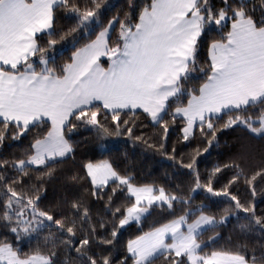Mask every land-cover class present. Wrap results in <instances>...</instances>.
Segmentation results:
<instances>
[{
    "label": "snow or ice",
    "instance_id": "snow-or-ice-1",
    "mask_svg": "<svg viewBox=\"0 0 264 264\" xmlns=\"http://www.w3.org/2000/svg\"><path fill=\"white\" fill-rule=\"evenodd\" d=\"M114 7L0 0V147L28 140L0 152V264H264V0H126L108 15ZM65 43L72 51L58 63ZM145 122L158 135H137ZM237 131L227 158L202 175V155ZM84 132L140 142L186 169L187 185L86 159L67 175L77 192L46 203ZM199 193L225 206L192 207ZM157 208L167 216L144 230ZM232 218L239 231L209 248L202 236L211 231L216 245ZM132 223L139 233L120 252Z\"/></svg>",
    "mask_w": 264,
    "mask_h": 264
},
{
    "label": "trees",
    "instance_id": "trees-1",
    "mask_svg": "<svg viewBox=\"0 0 264 264\" xmlns=\"http://www.w3.org/2000/svg\"><path fill=\"white\" fill-rule=\"evenodd\" d=\"M108 2L115 5V7L107 13L108 15H111L112 12L123 6L126 0H108ZM69 23H71L69 20H60L57 27L67 25ZM57 47L59 49L61 48V45H58ZM71 51L72 47L70 44H63V50L61 54H58L57 62L62 63L63 60L70 55ZM134 131L137 135L141 132L148 136L158 135L155 129L148 126L147 122L136 128ZM177 135L178 133H173L171 135L169 140V149L171 144L176 142ZM242 135L243 133L237 131L229 132L226 135L221 136L220 146L213 147L208 153H204L202 155L201 162L199 164V169L202 175H206L216 163L226 159L231 150L232 144L235 143L237 137ZM76 140L79 142L76 162L73 164L72 161H69L67 164L61 165V167L57 170L55 178H53L47 185L48 191L47 199L45 201L46 203L59 201L62 198L69 197L77 192V189L71 187L70 181L67 180V175L69 173L77 172L81 162L86 159H91L94 162L104 159L110 160L120 171L132 173L136 179L141 182L155 181L157 185L164 184L169 188H174L176 185H187L188 177L183 174L187 171L186 169H182L178 165L174 166L173 161L168 157L160 155L159 152L145 148L138 141L133 143V141L127 136L107 137L103 142H101L95 139L94 133L90 134L84 132L81 136L76 137ZM253 143L255 148V159L252 162V165L255 166V164L259 162L261 144L259 141ZM27 144L28 140H25L23 145L19 144V142L7 141L5 146L0 147V152L4 155H8L10 153L18 152ZM191 147L192 146L185 147L184 141L177 143V148L181 153L187 154L191 151ZM245 188L246 185L241 182L236 190L241 195H246ZM213 199L219 200L220 198ZM257 200L258 210L260 208H264V203H259V197ZM202 201L214 212L225 206L223 203H213L212 200L205 199L203 193H199L196 194L192 207L198 206ZM98 207L99 202L93 204L94 211ZM177 211H179V206H177ZM163 216H167V212L157 208L156 211L153 212L152 216L143 222L144 230H147L148 225L153 223L155 220H161ZM139 230L140 226L136 223L126 227V230L123 231L121 236V244L119 246L120 252L123 251V245L126 244L127 240L138 234ZM215 231L220 233V238L218 239L216 245L209 242L208 238L213 234L211 231L206 232L202 236V240L209 244V248L225 245L228 238L230 236L234 237L239 231V226L235 218H232L228 224L217 228ZM157 264H164L163 259L158 261Z\"/></svg>",
    "mask_w": 264,
    "mask_h": 264
},
{
    "label": "rangeland",
    "instance_id": "rangeland-1",
    "mask_svg": "<svg viewBox=\"0 0 264 264\" xmlns=\"http://www.w3.org/2000/svg\"><path fill=\"white\" fill-rule=\"evenodd\" d=\"M105 149V148H104ZM133 224V223H132ZM128 227V226H127Z\"/></svg>",
    "mask_w": 264,
    "mask_h": 264
}]
</instances>
